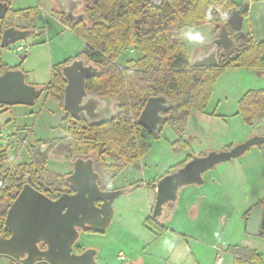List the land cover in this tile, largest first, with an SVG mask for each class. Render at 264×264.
Returning <instances> with one entry per match:
<instances>
[{"label": "rangeland", "instance_id": "obj_1", "mask_svg": "<svg viewBox=\"0 0 264 264\" xmlns=\"http://www.w3.org/2000/svg\"><path fill=\"white\" fill-rule=\"evenodd\" d=\"M234 1L241 5L245 0ZM257 1L254 0L253 5H257L244 17L243 30H247L248 23L253 26L257 22L264 39V0ZM31 6L37 8L36 31H42L0 47V58L8 67L22 71L25 81L37 87L51 80L54 65L73 58L84 49L85 43L62 23L53 0H11L10 3L15 10ZM195 28L205 35V41L195 44L184 39L188 59L198 49H209L215 37L211 24ZM21 43L28 45V49L16 52V46ZM132 54H135L132 50L122 51L116 61L124 64ZM258 72L264 73V67L226 69L213 85L204 110L208 116L191 112L183 137L188 143L186 147L172 146L178 135L165 123L159 138L151 140L150 149L139 159L138 168L126 167L116 174L112 187L133 186L114 201L110 224L103 233L81 230L78 236L81 245L100 250L99 262L120 264L117 255L122 252L127 261L138 264H234L229 249L235 247L255 250L264 260V236L245 231L247 214L264 197V151L258 146L207 170L201 185L181 188L183 193L193 195L191 210L198 212L196 218H189L186 200L181 196L177 200L179 206L176 202L169 204L175 213L173 219L165 221L162 232L146 222L154 204V201L149 204L152 188L147 184L151 180L161 178L171 166L181 164L189 156L228 150L251 134L264 135V113L248 125L238 109L244 93L264 88V78ZM65 114L59 102L45 93H40L32 104L5 107L0 113L3 136L0 143L5 146L6 136L15 134L9 144L11 163L33 162V152L25 141L27 132L31 131L35 140L42 142L39 145L44 146L47 180L56 182L57 173L64 176L70 172L73 156L63 148L64 133L59 127ZM47 143L50 145L46 147ZM135 184L141 185L135 187ZM0 264L12 263L0 255Z\"/></svg>", "mask_w": 264, "mask_h": 264}, {"label": "trees", "instance_id": "obj_2", "mask_svg": "<svg viewBox=\"0 0 264 264\" xmlns=\"http://www.w3.org/2000/svg\"><path fill=\"white\" fill-rule=\"evenodd\" d=\"M7 5L1 22V32L9 27L36 31L37 8L12 9L11 0H0ZM85 17L68 25L61 14L62 23L80 37L84 49L75 57H84L87 62L98 67V72L86 80V90L96 95L106 96L113 104L110 119L97 124H89L84 117L72 118L68 113L61 118L59 127L64 133L63 148L74 158H93L101 166L109 180L126 166H138L140 157L151 147V140L159 138L158 133H149L138 123L137 118L151 96L163 95L173 106L165 112V122L178 135L173 147H186L183 139L186 123L191 112L205 114L204 110L217 78L231 68L260 69L264 67V40L256 42L249 33L233 35L234 47L226 55H219L217 66L190 67L182 30L202 24H211L217 32L227 18L215 11L208 21L204 12L209 5L219 6L229 13L238 7L234 0H163L159 7L146 0H82ZM249 3L248 0H245ZM247 11L243 14L245 17ZM229 33L232 34L231 30ZM1 36V35H0ZM132 50L124 64L116 59L122 51ZM65 60L52 67V77L48 83L35 87L37 96L46 91L62 107L65 82L60 75V67ZM9 69L0 58V75ZM26 80V79H25ZM36 96V97H37ZM35 100V99H34ZM34 102V101H33ZM239 113L250 125L264 113V88L248 90L238 101ZM34 162L11 163L10 145L0 143V228H3L6 211L24 184H29L48 197L68 191L62 175H57V187L45 177L44 155L38 151L42 142L35 140L31 131L25 136ZM264 151V144L258 146ZM102 156L114 158V163L105 164ZM189 156L184 162L188 161ZM171 166L166 174L181 167ZM157 180L149 182L152 190ZM139 187L141 184H135ZM264 209V197L258 202ZM248 216V214H247ZM146 222L160 232L162 223L151 217ZM264 236V233L262 234ZM234 256V264H264L255 250L235 247L229 249Z\"/></svg>", "mask_w": 264, "mask_h": 264}, {"label": "water", "instance_id": "obj_3", "mask_svg": "<svg viewBox=\"0 0 264 264\" xmlns=\"http://www.w3.org/2000/svg\"><path fill=\"white\" fill-rule=\"evenodd\" d=\"M159 7L163 0H146ZM56 8L64 16L68 25L85 17L78 12L82 0H53ZM248 10V3L232 10L226 24L220 25L212 46L198 49L189 58L190 67L217 66L219 55H226L234 47L229 29L242 36L244 32L243 14ZM7 5L0 1V20L6 14ZM28 29L9 27L2 31L0 47L24 40L30 35ZM98 67L87 62L84 57H75L60 67V75L66 82L63 91V109L72 117L83 115L89 124H95L107 116L108 100L86 90V80L98 72ZM34 85L25 81V74L18 69H9L0 75V104H31L36 98ZM173 104L163 95L149 97L137 123L151 133L159 132L165 122L164 113ZM264 143V136L253 135L228 150L209 151L204 155L192 156L175 171L158 179L155 188V202L152 217H158L164 205L177 200L179 189L185 185L204 183L203 174L216 164L239 157L252 146ZM43 145L40 151L43 152ZM73 171L65 180L73 193L63 192L51 199L44 193L24 184L8 207L3 227L11 234L0 238V255H7L23 264H32L37 260H46L50 264H97L91 252L81 255L72 253V245L78 237V229L89 225L105 230L113 217V203L122 191L101 190L93 170L91 159L77 158L73 162ZM1 185V182H0ZM96 201H101L97 206ZM245 231L249 235H262L264 232V210L257 204L249 213ZM47 245L45 250L38 248V243ZM25 254L24 258H20Z\"/></svg>", "mask_w": 264, "mask_h": 264}, {"label": "flooded vegetation", "instance_id": "obj_4", "mask_svg": "<svg viewBox=\"0 0 264 264\" xmlns=\"http://www.w3.org/2000/svg\"><path fill=\"white\" fill-rule=\"evenodd\" d=\"M244 3H246L245 1H244ZM84 3L82 2V5H81V7L79 8V10H78V12H83V9H84ZM240 5L238 4V7H239ZM237 7V8H238ZM230 30V29H229ZM231 32H232V30H231ZM231 36H233V34H230ZM212 46V45H211ZM73 58H75V56L73 57ZM73 58H71V59H73ZM71 59H69V61L71 60ZM68 61V62H69ZM67 62V63H68ZM66 64V63H65ZM26 78V77H25ZM63 79V78H62ZM64 80V79H63ZM65 82V81H64ZM48 83V82H47ZM65 85H66V82H65ZM65 87V86H64ZM63 91H64V89H63ZM38 92V91H37ZM42 93H45V95L46 96H48L47 95V93H46V91L44 90ZM38 94V93H37ZM37 96V95H36ZM100 96V95H99ZM102 97H105L107 100H108V107H107V116L103 119V120H101V121H99V122H97V123H100V122H102V121H104V120H107V119H110L111 118V116H112V114H113V104H112V102L106 97V96H102ZM33 103V102H32ZM31 103V104H32ZM7 106H11V105H6V104H0V113H1V111L5 108V107H7ZM62 108H63V97H62ZM64 110V109H63ZM65 111V110H64ZM66 112V111H65ZM67 113V112H66ZM165 114V113H164ZM80 117H84L83 115H81ZM80 117H78V118H80ZM85 118V117H84ZM86 119V118H85ZM88 122V121H87ZM97 123H95V124H97ZM142 127V126H141ZM144 130H146L144 127H142ZM0 130H1V125H0ZM147 131V130H146ZM147 132H149V131H147ZM149 133H151V132H149ZM156 133H158V132H156ZM14 133H12V134H10L9 136H6V137H8V140H6L5 142H7L6 143V145L8 144H10L11 145V143H10V141H11V139H12V137H14ZM262 136H264V135H262ZM3 138V136L1 135V133H0V141H1V139ZM262 144H264V143H262ZM261 144V145H262ZM48 145H50V144H46V147L48 146ZM40 146H42V145H39L38 146V151H39V153L40 154H42V152L40 151ZM256 146H260V145H256ZM43 149H44V147H43ZM34 155V154H33ZM103 157V161H104V163L105 164H112V163H114V158H112V157H110V156H102ZM105 157H107V159H105ZM141 158V157H140ZM44 159H45V163H47V158L45 157V155H44ZM77 158H74L73 159V161H71V171L70 172H68V173H66L64 176H63V178H64V181H65V183L67 184V187H68V191H65V192H68V193H73V191L71 190V188H70V186H69V183L68 182H66V180H65V178H66V176H68L70 173H72V171H73V162L76 160ZM81 159H84V158H81ZM86 159H91L92 160V165H93V170L98 174V177H97V179H96V183H97V185H98V187L101 189V190H115V191H122V194L123 193H125V192H127V191H129L130 189H131V186H133V184H129V187H112V185H113V181H114V178L112 179V180H109V178H108V176H107V174H106V172L104 171V169L100 166H97L96 164H95V161L93 160V158H86ZM86 159H84V160H86ZM109 160V162H107ZM32 161H30V162H28V163H31ZM33 162H34V160H33ZM46 165V164H45ZM126 167H132V168H134V169H137L138 168V166H126ZM125 167V168H126ZM120 173V172H119ZM166 174V173H165ZM57 175H59L58 173L56 174V182H54V181H48L47 180V177H48V175L45 177V179L49 182V183H51L52 185H55L54 187H57L58 186V184H59V180H58V178H57ZM151 181H155V179H153V180H151ZM157 181H158V179H157ZM157 183V182H156ZM34 188V187H33ZM155 188H156V184H155ZM155 188H154V190H152V191H154V193H155ZM63 193V192H62ZM61 194V193H60ZM121 194V195H122ZM57 195H59L58 193H55L54 194V197H52L51 199H55L56 198V196ZM47 196V195H46ZM50 198V197H49ZM154 202H155V198H154V200H153ZM171 202H168L167 204H165L164 205V208H163V210H162V212H161V214L158 216V217H155V218H153L152 217V212H153V206H154V204H153V206H152V208H151V211H150V216L149 217H151L153 220H155L157 223H162L163 222V220L166 218V216H167V212H168V208H169V204H170ZM96 205L97 206H100L101 205V201H96ZM263 209V208H262ZM264 210V209H263ZM249 213H250V211H249ZM249 213H248V216H249ZM112 220V219H111ZM111 222V221H110ZM4 228V227H3ZM7 230V229H6ZM81 230H91L92 232H97V233H103L105 230H103V231H98V230H96V229H94V228H92L91 226H89V225H85V227H83V228H80V229H78V236H79V232L81 231ZM9 232V231H8ZM264 233V232H263ZM10 232H9V235L7 236L4 232H2V230H1V228H0V238H7V237H9L10 236ZM38 245V248L40 249V250H45L46 248H47V245L45 244V243H43V242H40V243H38L37 244ZM86 251H88V252H91V254H92V256H93V259H94V261L97 263V264H102L101 262H99L98 261V259L97 258H100V250L98 249V248H96L95 246H89V247H87V246H83V245H81L79 242H78V237H77V239L75 240V242L73 243V245H72V253L73 254H75V255H81V254H83L84 252H86ZM121 255H123V258H121L120 256ZM2 256H5V257H7L9 260H10V262L12 263V264H23V263H21L20 262V260H17V259H15V258H12V257H10V256H7V255H2ZM25 257V254L24 255H22L20 258H24ZM117 257H118V259L121 261V263L120 264H138V263H136L135 261H127V259H126V257L124 256V254H122V252H119L118 253V255H117ZM32 264H50L48 261H46V260H43V259H41V260H37V261H35V262H33Z\"/></svg>", "mask_w": 264, "mask_h": 264}, {"label": "crops", "instance_id": "obj_5", "mask_svg": "<svg viewBox=\"0 0 264 264\" xmlns=\"http://www.w3.org/2000/svg\"><path fill=\"white\" fill-rule=\"evenodd\" d=\"M255 1H257V0H255ZM253 2H254V0H249V3H248V10H247V12L249 11V10H251L252 9V7L254 6V5H257V4H254L253 5ZM258 2V1H257ZM55 5V4H54ZM56 7V6H55ZM264 8V7H263ZM260 15H261V13H260ZM264 21V20H263ZM243 22H244V19H243ZM66 27V26H65ZM242 30H243V26H242ZM42 31V30H41ZM40 31V32H41ZM36 33H40L38 30L37 31H35ZM243 32L244 33H249L252 37H253V39L256 41V42H260V41H262V40H264L263 39V35H262V33L260 32V30L258 29V27H257V22H256V24H253V26L250 24V23H248V28H247V30L245 31V30H243ZM259 39H260V41H259ZM82 41V40H81ZM82 51V49L79 51V52H81ZM78 53H76V54H74V56H76ZM258 73H260V75L264 78V73H262V72H258ZM199 115H204V116H208L207 114H199ZM251 136H253L252 134H251ZM155 180H157L156 178H155ZM182 188V187H181ZM181 188L179 189V192H178V196H177V200L182 196V199L184 198V200H186L185 201V204L187 205V207L185 208V209H187L186 211H187V215L189 216V218L191 217V218H196L197 217V215H198V212H195V213H193V211L191 210V207L192 206H194L193 205V203H191L190 202V200L192 199V196L193 195H191L190 193H187V192H185V193H183L182 191H181ZM153 197L155 198V193H154V191H152V196H151V202L149 203L150 205H151V203L153 202ZM175 201L174 203L176 204V206H179V205H177V203H178V201ZM150 205H149V208H150ZM168 214H167V216H166V218L163 220V222H162V225H164L165 226V221H167V220H171V219H173V217H174V213H175V211H173L172 210V208L170 209V208H168V212H167Z\"/></svg>", "mask_w": 264, "mask_h": 264}, {"label": "clouds", "instance_id": "obj_6", "mask_svg": "<svg viewBox=\"0 0 264 264\" xmlns=\"http://www.w3.org/2000/svg\"><path fill=\"white\" fill-rule=\"evenodd\" d=\"M215 11L219 12L223 18L228 17V11L220 8L219 6L209 5L204 12V17L206 20L211 21L212 19V12ZM183 39L188 42L195 43V44H203L205 41V35L195 27H188L184 29L181 33Z\"/></svg>", "mask_w": 264, "mask_h": 264}, {"label": "built area", "instance_id": "obj_7", "mask_svg": "<svg viewBox=\"0 0 264 264\" xmlns=\"http://www.w3.org/2000/svg\"><path fill=\"white\" fill-rule=\"evenodd\" d=\"M27 49H28V45H26V44L24 45L21 43V44L16 46L15 51L16 52H25ZM120 257L123 258V255H121Z\"/></svg>", "mask_w": 264, "mask_h": 264}]
</instances>
